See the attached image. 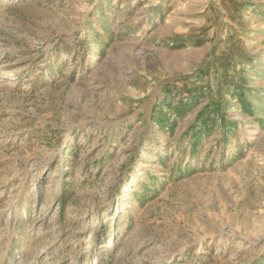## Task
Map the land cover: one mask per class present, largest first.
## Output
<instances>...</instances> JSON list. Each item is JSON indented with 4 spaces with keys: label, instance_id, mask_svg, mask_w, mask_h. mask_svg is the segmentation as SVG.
<instances>
[{
    "label": "rangeland",
    "instance_id": "rangeland-1",
    "mask_svg": "<svg viewBox=\"0 0 264 264\" xmlns=\"http://www.w3.org/2000/svg\"><path fill=\"white\" fill-rule=\"evenodd\" d=\"M0 264H264V0H0Z\"/></svg>",
    "mask_w": 264,
    "mask_h": 264
}]
</instances>
